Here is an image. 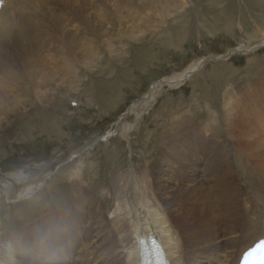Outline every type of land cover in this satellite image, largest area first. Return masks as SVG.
<instances>
[{"label":"bare ground","instance_id":"bare-ground-1","mask_svg":"<svg viewBox=\"0 0 264 264\" xmlns=\"http://www.w3.org/2000/svg\"><path fill=\"white\" fill-rule=\"evenodd\" d=\"M3 1L0 117L16 115L22 121H26L28 114H34L28 121L38 116L49 119L51 114L37 106L44 99L49 104L53 102L47 92L56 77L61 87L67 85L72 92L79 90L85 78V67L79 71L82 68L75 67L70 59L51 63V75L44 73L51 61V41L64 43L68 55H76L80 63H92L96 58L92 47L79 54L83 41L111 36L116 23L122 24L125 18L135 31L137 23L141 21L143 25L144 15L150 11L152 20L157 18L164 23L168 16L169 21L179 23L186 9L194 5L193 0H114L118 3L111 9L105 0ZM242 2L247 12L264 8V0ZM153 11L158 14L154 16ZM229 18L225 16V26L234 30L235 19ZM147 21L144 23L149 24ZM251 22L257 34L249 36L250 40L255 41L254 37L260 34L262 41L251 50H244L245 54L254 49L255 54L258 47L264 46V28L255 20ZM100 26H106L107 31L99 30ZM221 61L210 67L209 90L201 87L202 93L196 96V101L210 97L207 118L194 115L197 111L190 109L170 125L167 133L155 136L159 142L153 162L144 160V165L124 170L110 183L113 206L109 216L103 212L105 198L93 188L95 182L88 187L80 176L66 188V184L62 186L63 192L57 197L51 196L53 207L56 206L51 208L48 221L28 229L18 228L7 234L6 240L0 238V264H139L137 245L140 238L146 239L149 234L161 240L171 264H238L242 253L264 238V66L251 71L253 74L245 78L239 89V85L232 88V84L220 92L224 78L218 70L231 69L228 60ZM206 65L207 62L200 61L165 83L174 88L182 87L186 81L198 84L199 79L208 75V71L204 72ZM158 86L153 85L154 91ZM19 89L25 100L13 97L14 90ZM210 91L211 95H207ZM220 93L221 111L214 99ZM150 98L148 94L143 99L145 108ZM23 102L29 109L12 112L11 109H20ZM130 129L124 131L126 138ZM102 141L108 143L109 139ZM96 143L94 140L88 148L75 149L71 159L89 152ZM56 163L62 160L57 159ZM51 164L38 165V169L44 172ZM60 173L51 178V188L60 182L64 172ZM36 176L6 175L14 184L25 186L20 200L45 188L46 178Z\"/></svg>","mask_w":264,"mask_h":264},{"label":"rangeland","instance_id":"rangeland-1","mask_svg":"<svg viewBox=\"0 0 264 264\" xmlns=\"http://www.w3.org/2000/svg\"><path fill=\"white\" fill-rule=\"evenodd\" d=\"M193 1L194 5L186 9L179 23L169 21L171 18L168 16L164 23L157 18L152 20L150 11L147 14L150 18L144 15L146 21L148 18L149 24L144 23V20V26L142 24L141 26L139 21L135 31L131 29L133 25L129 23V19L125 18L126 22L124 20L122 24L116 23L111 36H104L101 40L90 37L92 42L83 41L79 54L87 53L92 47L96 56L92 63H80V58L77 59L76 55H68L64 43L51 41V61L44 73L51 75V63L70 59L75 67L82 68H78L79 71L85 67V73L83 71L85 78L79 90L72 92L67 85L61 87L56 77L51 83L52 89L47 92L53 102L49 104V101L44 99L39 103L40 107L37 106L46 114H51L48 120H46L48 116L44 118L38 116L28 121L34 114H28L25 117L26 121L18 119L16 115L7 119L0 117L2 240H6L7 234L18 228L28 229L45 219L48 221L51 218V208L56 206L53 207L54 201H51V196L57 197L63 192L62 186L66 184V188L69 186L67 184H72L80 176L88 187L95 182L93 188L96 194L105 198L102 202L103 212L108 215L113 206L110 183L124 170L141 166L142 163L144 165L147 162L144 160L153 162L158 155L159 140L155 136L167 133L171 124L192 109L197 111L194 115L202 119L207 118L209 112L206 109L209 110L210 97L204 96L203 99H199L200 101H196V96L202 93L201 87H207L206 90H209V70L214 63L228 60L226 63L229 64V69L231 68V72L217 69L224 78L220 82V92H224V89L232 84V88H235L236 84V87L239 85V89L244 85L247 76L258 66H264V46H261L262 49L258 47L255 54V49L253 53L245 54V51L251 50L262 41L260 34L254 37L255 41L250 40L251 35L257 34L255 24L251 20H255L258 26L264 28V8L247 12L242 0ZM104 2H109L111 9H115L118 3L114 0ZM156 13L153 11L154 16ZM225 13L230 15L231 19L234 17V30L226 28L224 18L229 17ZM102 28L107 31L106 26H100L99 30ZM128 31L130 37L126 34ZM166 33H170L171 36ZM200 61L207 62L204 72L208 71V75L199 79L198 84L195 81H186L182 87L174 88L165 83ZM42 74L43 72L39 76V82ZM153 85H159L155 91ZM14 92L13 97L26 99L22 89ZM148 94L151 100L149 99L150 104L145 108L143 99ZM220 94L214 99H217L221 111L220 102L223 94ZM207 95H211V91ZM27 108L23 102L20 109L11 110L23 112ZM42 127H46V130ZM129 127L132 129L126 138L124 131ZM105 138L109 139L108 143H103L106 142L102 141L106 140ZM94 140H97V145L93 149L84 152L75 160L71 159L72 151L88 148ZM57 159L62 160V163H56ZM45 163L52 164L44 172H40L38 165ZM66 166L68 167L64 170ZM60 172H64L59 179L60 182L51 188V178L59 176ZM15 173L46 178L45 188L27 200H20L19 194L25 186L16 185L6 177Z\"/></svg>","mask_w":264,"mask_h":264}]
</instances>
